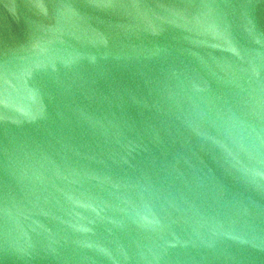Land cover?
<instances>
[{
	"label": "water",
	"instance_id": "obj_1",
	"mask_svg": "<svg viewBox=\"0 0 264 264\" xmlns=\"http://www.w3.org/2000/svg\"><path fill=\"white\" fill-rule=\"evenodd\" d=\"M0 264H264V0H0Z\"/></svg>",
	"mask_w": 264,
	"mask_h": 264
}]
</instances>
